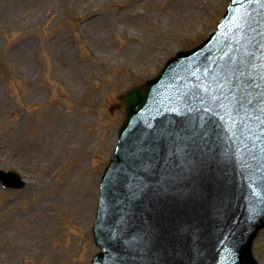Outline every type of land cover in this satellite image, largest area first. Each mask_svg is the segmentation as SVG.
<instances>
[{"label":"rangeland","instance_id":"rangeland-1","mask_svg":"<svg viewBox=\"0 0 264 264\" xmlns=\"http://www.w3.org/2000/svg\"><path fill=\"white\" fill-rule=\"evenodd\" d=\"M228 1L0 0V170L25 182L21 190L0 185V264H89L99 178L123 120L110 107L177 51L201 43ZM151 51V67L123 74L118 86L116 60L139 64ZM86 189L95 200L79 216L82 228L74 211ZM27 235L49 257L36 249L9 261L8 240L18 247ZM253 255L264 264V228Z\"/></svg>","mask_w":264,"mask_h":264},{"label":"water","instance_id":"water-1","mask_svg":"<svg viewBox=\"0 0 264 264\" xmlns=\"http://www.w3.org/2000/svg\"><path fill=\"white\" fill-rule=\"evenodd\" d=\"M256 36L264 41V0H235L225 26L207 45L178 54L158 77L120 98L117 107L125 111L121 143L104 171L93 227L95 243L106 249L96 264H214L218 251L227 257L221 264H246L247 243L237 257L229 242L214 239L230 225H245V189L253 206L264 201L260 193L253 197L264 187L262 178L247 175L264 159V137L245 163L244 154L236 160L223 146L221 114L203 111L200 94L181 72L190 65L202 68L203 62L214 72L220 66L225 72L229 66L241 70L253 60L251 46L260 43ZM216 92L222 98L226 93ZM208 158L230 161L235 169L228 170L229 165L222 171L221 163L216 170L207 165ZM239 176L244 187L238 186ZM0 181L13 188L23 185L11 173L0 172Z\"/></svg>","mask_w":264,"mask_h":264},{"label":"bare ground","instance_id":"bare-ground-1","mask_svg":"<svg viewBox=\"0 0 264 264\" xmlns=\"http://www.w3.org/2000/svg\"><path fill=\"white\" fill-rule=\"evenodd\" d=\"M226 4L227 3L224 4L225 7H226ZM147 46H149V44H147ZM156 54L157 52L155 51H151L147 53L143 57V60L140 61L139 64L133 63L129 57H126V58L120 57L119 59L116 60V65H114V67L118 68V70L115 71L114 75L111 74V76L113 77L114 81L118 82V86L123 85L124 82L126 81L125 77L127 78L130 77L131 79L134 77L135 78L138 77L139 76L138 73H145L151 67L152 63L154 62ZM126 63H128V65L130 66L128 67ZM123 74H126L127 76L124 77ZM94 75H96L98 78L100 77V73L98 72H95ZM105 76L106 75H104L103 77ZM94 200H95V190L88 192L86 189L83 194V201H82L83 206H81L80 210L74 211V213L77 216L78 221H79V216H81L84 213V217H85L89 209L91 207L93 208ZM92 214L93 213H91V215ZM79 223L80 225H82V228L86 227L83 221L82 222L79 221ZM24 239L25 240H23L22 243L18 245L19 249L17 246H14L12 248V240L11 239L8 240L7 247L5 246L7 249L3 255L6 256L9 261H14V263H16V260L21 261L22 257H24L26 254H31L36 249H41L43 254H47V256L49 257V254L47 253V251L44 250V247L42 246L41 241L37 242L34 240L33 237H30L29 235H27ZM2 251H3V248H2Z\"/></svg>","mask_w":264,"mask_h":264}]
</instances>
